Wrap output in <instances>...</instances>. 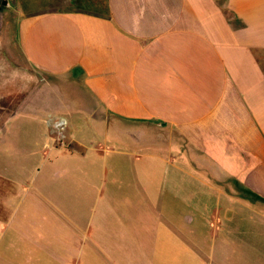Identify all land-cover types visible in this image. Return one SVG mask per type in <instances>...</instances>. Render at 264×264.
<instances>
[{"label":"crops","instance_id":"0c3cea01","mask_svg":"<svg viewBox=\"0 0 264 264\" xmlns=\"http://www.w3.org/2000/svg\"><path fill=\"white\" fill-rule=\"evenodd\" d=\"M7 1L0 264H264V0Z\"/></svg>","mask_w":264,"mask_h":264},{"label":"rangeland","instance_id":"374dc122","mask_svg":"<svg viewBox=\"0 0 264 264\" xmlns=\"http://www.w3.org/2000/svg\"><path fill=\"white\" fill-rule=\"evenodd\" d=\"M16 16L13 7L8 4L0 12V113L12 111L13 102L18 103L25 95L29 93L34 96L39 93L38 85L41 83V75L30 68L22 59L16 42ZM23 121L22 118H16L12 121ZM58 120L55 121V123ZM12 133L25 137L24 129L11 130ZM18 131V134L15 132ZM16 139V138H15ZM18 146L27 144L25 139H17ZM16 143V142H15ZM13 143V144H15ZM13 147V146H12ZM102 184V179H95V185ZM110 184L107 182V185ZM27 186L20 182L19 184H9L8 181L0 179V216L9 217L13 209H3L4 202L9 196L14 194V200L17 202L23 200L27 194ZM20 216V214L15 215Z\"/></svg>","mask_w":264,"mask_h":264},{"label":"built area","instance_id":"2783aa9c","mask_svg":"<svg viewBox=\"0 0 264 264\" xmlns=\"http://www.w3.org/2000/svg\"><path fill=\"white\" fill-rule=\"evenodd\" d=\"M63 124H64V122H63V120H58L56 123H55V125L57 126V127H61V126H63Z\"/></svg>","mask_w":264,"mask_h":264},{"label":"water","instance_id":"95a60500","mask_svg":"<svg viewBox=\"0 0 264 264\" xmlns=\"http://www.w3.org/2000/svg\"><path fill=\"white\" fill-rule=\"evenodd\" d=\"M7 5V1L6 0H2L1 1V6H6Z\"/></svg>","mask_w":264,"mask_h":264},{"label":"flooded vegetation","instance_id":"af4514ba","mask_svg":"<svg viewBox=\"0 0 264 264\" xmlns=\"http://www.w3.org/2000/svg\"><path fill=\"white\" fill-rule=\"evenodd\" d=\"M1 1L2 0H0V12L2 11V8L4 7V6H1ZM7 1V0H6ZM7 5H8V1H7Z\"/></svg>","mask_w":264,"mask_h":264}]
</instances>
